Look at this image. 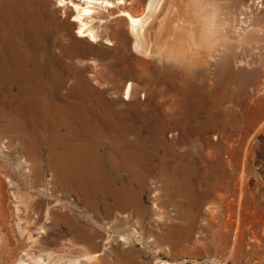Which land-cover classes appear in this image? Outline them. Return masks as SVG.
Masks as SVG:
<instances>
[{"label":"rangeland","instance_id":"rangeland-1","mask_svg":"<svg viewBox=\"0 0 264 264\" xmlns=\"http://www.w3.org/2000/svg\"><path fill=\"white\" fill-rule=\"evenodd\" d=\"M107 1L0 0V264H264V0H168V45L223 24L181 62Z\"/></svg>","mask_w":264,"mask_h":264},{"label":"bare ground","instance_id":"bare-ground-1","mask_svg":"<svg viewBox=\"0 0 264 264\" xmlns=\"http://www.w3.org/2000/svg\"><path fill=\"white\" fill-rule=\"evenodd\" d=\"M84 1H85V7L81 8V9H76V17L77 18H79L82 14L87 16V17H90L86 13H92L93 12L92 11L93 5L91 2H93L94 5H96V4L98 6L101 5L104 8H110L113 6L112 2L107 1V0H102V1H97V2L95 0H84ZM204 2L211 4V0H204ZM167 3H168V0H148V3H147L146 8H145V12L142 13L141 15H136V16H132V15L126 13L124 10L120 11V14H122L123 16L126 17L128 25H129L130 33L134 37V42H133L132 47H133L135 52H137L140 55L145 56V57H153V56L155 57L156 56L160 60L173 61V62H178L180 59H181L180 60V62H181L185 58L187 60H192L193 56H196L195 55L196 51H193V50H196L197 48L193 49V50H191V49L193 47H195V44H201V42L195 43V44L193 43L194 46L191 47V44H192L191 41L194 40V37H195V40L197 38V41L209 43L212 41L211 39H213L214 35L218 32V30L221 27L223 28V24L221 25V23H219V21H216V13L201 15L202 17H201V19H199L200 20L199 21L200 29L197 30V32H195V29H192V28L189 29L190 27H188L187 28L188 31L186 32L187 33V39L186 40L181 41L178 44L173 43V44L168 45V43H166V41L169 40L171 37L170 33H167V30H166L168 24H165L166 20H165V22L163 21L164 23H162L161 17H160L162 11L167 6ZM189 3H190V6L193 8V0H189ZM193 10H195V9L193 8ZM175 11L178 12L179 9L175 10ZM200 14H202V12ZM200 14H199V16H200ZM174 18L175 17H173V19ZM177 18H179V17H177ZM206 18H209L208 22H207ZM180 19H182V18H180ZM78 22H79L78 30L84 29V31L86 33H92L95 36V34H94L95 30L93 31L91 27H89V28L86 27V25L84 23H82L80 19ZM173 22L175 23V21L170 22L171 25ZM189 24H191V22ZM169 25H168V27H169ZM177 25H178V23H177ZM183 26H185V25L183 24ZM188 26H190V25H188ZM191 26H192V24H191ZM232 26H233V23L230 25V27H232ZM172 27L173 26H170L169 28H172ZM181 31H183V30L181 29ZM159 32H160V35H159ZM169 32H170V30H169ZM171 34L173 36V33H171ZM197 34H198V36H196ZM182 36H184V35L182 34ZM78 37L82 38L80 35H78ZM175 39H177V38H175ZM160 40H161V43H159ZM197 41H195V42H197ZM196 46H198V45H196ZM132 93H133V84H132V82H129L128 85L125 86L123 95L126 96V98H130ZM87 257H88L89 264L97 263L95 256L89 255ZM20 264H28V263H25L22 261V263H20ZM33 264H35V263H33Z\"/></svg>","mask_w":264,"mask_h":264},{"label":"clouds","instance_id":"clouds-1","mask_svg":"<svg viewBox=\"0 0 264 264\" xmlns=\"http://www.w3.org/2000/svg\"><path fill=\"white\" fill-rule=\"evenodd\" d=\"M193 8L196 10L197 14L199 15L206 8H211V4L205 3L204 0H193Z\"/></svg>","mask_w":264,"mask_h":264},{"label":"snow or ice","instance_id":"snow-or-ice-1","mask_svg":"<svg viewBox=\"0 0 264 264\" xmlns=\"http://www.w3.org/2000/svg\"><path fill=\"white\" fill-rule=\"evenodd\" d=\"M59 2L64 3L66 2V0H59ZM86 14L90 15L91 13H86ZM73 19L74 21L76 20L75 17ZM77 34L80 35L82 38H87V39L92 40V42H95V39H96L95 36L92 33H86L84 29H79Z\"/></svg>","mask_w":264,"mask_h":264}]
</instances>
